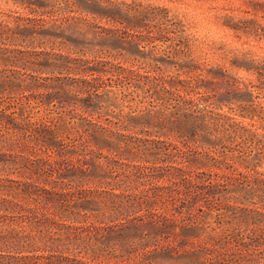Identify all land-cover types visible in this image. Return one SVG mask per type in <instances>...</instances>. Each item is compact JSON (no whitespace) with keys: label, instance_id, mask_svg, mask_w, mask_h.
I'll use <instances>...</instances> for the list:
<instances>
[{"label":"rangeland","instance_id":"rangeland-1","mask_svg":"<svg viewBox=\"0 0 264 264\" xmlns=\"http://www.w3.org/2000/svg\"><path fill=\"white\" fill-rule=\"evenodd\" d=\"M43 52L75 60L70 69L40 71L32 66ZM82 106L96 127L123 133L126 143L94 154L105 172L88 161L87 174L106 182L103 204L59 207L57 193H80L74 179L82 174H67L64 185L44 169L81 165L78 124L91 128ZM174 144L186 163L169 157ZM172 165L193 184L216 180V171L240 175L187 208V182L172 177ZM0 178L57 192L39 190L51 203L36 204L33 223L52 218L60 229L40 254L91 264H213L191 252L188 238L200 233L183 228L220 221L223 204L240 198L237 184L264 179V0H0ZM227 220L230 232L245 233Z\"/></svg>","mask_w":264,"mask_h":264},{"label":"trees","instance_id":"trees-1","mask_svg":"<svg viewBox=\"0 0 264 264\" xmlns=\"http://www.w3.org/2000/svg\"><path fill=\"white\" fill-rule=\"evenodd\" d=\"M40 54L43 58L37 60L36 64L32 66L37 67L40 71L49 70V67H56L58 63L64 64L70 69L72 67V61L75 60L61 54H50L46 52ZM72 69L76 74H94V70L89 67L85 68L81 66L80 68L73 66ZM120 69L124 73H133L131 70ZM114 73L117 76L120 74ZM120 75L126 77L124 74ZM83 80L87 84H91L87 78H83ZM90 87L97 92V85L92 84ZM82 107L84 113L80 114V116L82 120L91 122V128L83 123L78 124L77 129L80 137H82L80 155L83 157V161L81 165L74 167V169L70 167L64 171L58 168L56 166L57 164L50 162L48 163L49 167L44 169L48 177H56L64 182V185L66 184L65 180H71V178L66 176L67 174L74 173L76 175L81 172L82 178L80 180L74 179V182L79 181L82 183V187H84L80 190V193L77 190L57 193L52 189L39 186L31 181L17 182L0 178V264H91V262L83 259L69 257L64 254L38 253V251L47 249L48 241L55 240L56 235L59 236L60 229L56 226V222H52L54 221L52 218H46V222L43 224L33 223V219L38 217L39 214L36 204L44 202L45 199L46 204L51 203V198H48V196L45 198L39 194V190L46 195L57 193L60 196V199L57 200V202L61 203V205L58 203L59 207L63 203L69 204L71 201L82 202L85 199L92 200L98 205L103 204V194L107 192L106 182L105 180H98V178H95L96 176L91 177L87 174L89 170L88 161H91L95 166L102 167L103 172H105V168L99 162V158H95L96 156L94 154L102 155V150L104 149L111 152L113 146H119L120 142L126 143L124 140L125 135L104 127H96V124L87 117V115H92V113L87 110V106ZM249 112L253 113L252 110H249ZM223 116L228 117L225 114ZM221 126L222 124L219 121L213 124V127L217 131L220 130ZM87 135L92 138V142L86 141L85 137ZM174 145L177 153L169 154V157H175L174 163L176 164L186 163L183 156V147ZM214 148L215 144H213L212 140H209V146L206 149L213 151ZM116 155L122 157V154L117 152ZM134 156H137V154ZM143 159L146 162L150 161L146 155ZM214 167L221 169L219 166ZM172 168L175 171L172 174L174 179H180L181 177L183 182H187L184 186L186 191L183 192V195L186 197L185 203L188 205L186 206L187 208H190L189 205L192 206L205 200L204 198L213 197L217 193L216 187L223 183V181H235L238 178L237 175H240L239 173L229 175L216 171V180L204 177L201 179L200 184H193L191 179L180 174V172L184 173L185 171L175 165H172ZM242 178L244 177L242 176ZM6 182H15L18 186L14 188L10 184L6 185ZM91 184L96 187H90ZM235 188L239 189L240 198H233L223 204L224 208L222 213L219 214L221 217L220 221L215 220L209 226L205 224L204 226H197L196 222H193L183 228L186 232L192 231L194 233H200L198 236L188 238L195 240L192 244L194 250L191 252L199 255L204 261L210 260L213 264H227L229 262L231 264H264V179L253 180L249 188H244L238 184ZM112 196L116 197L118 194L113 191ZM53 202H56V199ZM30 204L35 206L32 207ZM210 211L213 212L211 209ZM232 218L238 227L243 228L244 234L239 235L236 232L229 231L228 227H230V223L227 222V219L232 220ZM74 222H77V220H74ZM157 226L161 228L160 224ZM66 228L71 229L72 226H67ZM33 231L35 234L32 233ZM67 233H69V230L66 231ZM196 240H200V243ZM14 250L20 253H11ZM24 250L28 251V253L22 254ZM237 254H243V257H238Z\"/></svg>","mask_w":264,"mask_h":264}]
</instances>
